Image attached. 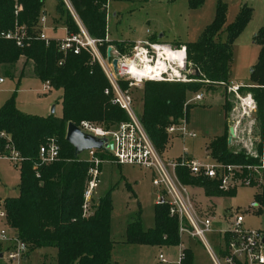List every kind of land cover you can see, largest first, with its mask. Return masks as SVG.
<instances>
[{"label": "trees", "instance_id": "16d2710c", "mask_svg": "<svg viewBox=\"0 0 264 264\" xmlns=\"http://www.w3.org/2000/svg\"><path fill=\"white\" fill-rule=\"evenodd\" d=\"M87 33L101 41L100 51L106 55L112 46L121 55H130L135 43L106 40L109 0H69ZM204 0H189L191 9H198ZM44 0H0V31L24 33L21 46L12 40L0 38V69H10L22 62L23 69L30 65L32 75L42 84L49 83L54 91H60L58 100L61 115L37 116L21 112L14 92L0 106V152L10 154L13 150L22 161L17 166L19 184L17 197L6 198L2 205L7 225L17 235L18 241L27 247V254L41 248L55 250V264H113L111 250L112 191L110 188L91 206V214H83V192L90 163L74 155L73 147L66 141L68 123L76 126L82 121L104 129H113L121 122H128L127 114L114 105L107 78L88 52L78 54L62 52L59 40L40 39V19ZM56 16L66 28L68 35L79 32L77 25L66 10L62 0H56ZM227 6L218 0L212 22L207 25L194 42L171 43L177 50L184 48L186 82L145 81L141 91L139 120L147 135L162 154L168 143L167 127L186 119L188 110L195 106L188 103L189 96L214 91L230 81L232 48L234 41L252 18L250 7H240L235 19L226 25ZM155 42V39L150 40ZM259 47L256 65L251 71L254 87L240 88L241 93L250 92L256 103L254 113L256 129L263 133L264 124V26L253 37ZM199 75L196 76L194 69ZM10 75V74H9ZM122 88L127 83L120 82ZM135 89V88H134ZM108 90V93H106ZM225 96V95H224ZM224 117L229 109L226 96L220 105ZM226 125V124H225ZM228 127L222 136L212 139L206 146L208 156L231 165H256L257 159L243 152H234L228 145ZM59 146V158L44 164L39 160V148L49 141ZM103 159L110 156L105 149L97 150ZM181 183L199 188L209 198L232 197L236 190L223 192L218 183L204 177H192L179 168L176 170ZM246 175L247 171H243ZM256 204L264 208V187L258 188ZM125 244L157 247H176L181 242L178 221L169 216L166 202H159L154 209V226L143 230L140 218L126 226ZM190 253L185 250L182 264H190Z\"/></svg>", "mask_w": 264, "mask_h": 264}, {"label": "rangeland", "instance_id": "374dc122", "mask_svg": "<svg viewBox=\"0 0 264 264\" xmlns=\"http://www.w3.org/2000/svg\"><path fill=\"white\" fill-rule=\"evenodd\" d=\"M217 1L204 0L200 8L191 9L189 0H111L107 9V36L116 42H136V40H147L150 36L158 38L160 35H163L161 42L168 44L194 42L203 29L212 22ZM221 1L227 6L226 25L235 19L241 6L246 5L252 10L251 20L233 43L230 80L235 85L254 87L251 71L257 63L259 47L253 42V37L258 29L264 26V0ZM55 7L56 0H44L43 13L47 15L49 21L52 18H57ZM59 33L62 32H57V36ZM155 59L156 54H153V61ZM169 66L175 69L173 64H168ZM21 67L22 62L11 69L10 66L0 69V77L4 80V83L0 84V106L16 92V103L21 112L47 116L54 108L53 114L60 116L61 105L58 98L61 92L46 91L43 84L33 77L31 66L26 65L23 69L25 76L20 77ZM173 69H167V74H171L173 79L176 75L181 79L186 74L192 73L191 70L186 69L180 75H175ZM118 82L119 84L120 82L127 83L124 78L120 77ZM231 83L220 85L214 91L200 92L189 96L187 101L196 105L188 110L185 122H187L188 131L193 132L196 137L181 139L176 134H167L168 143L163 153L160 154L156 150L163 160H178L184 154L183 149L187 148L189 157L203 161L206 157L205 154H208L206 146L212 139L224 134L226 125L228 127L230 122H255L256 109L250 117L236 118V114L232 113L236 97L229 90ZM142 87L143 84L134 87L135 89H130L133 99L132 107L137 115L142 108ZM238 93L240 96L250 95L254 100L250 92L241 93L238 91ZM197 94L202 95V100L192 101ZM224 95L229 104L225 117L220 106L224 102ZM80 156L82 159L88 158L86 153ZM101 160V174L93 203L110 188H114L110 222L111 239L114 242L111 250L113 264H162L158 259L160 252L163 253L168 264H177L178 246L157 247L119 243L124 240L126 226L133 222L137 216L140 218L143 230L152 228L155 206L161 200L163 202L166 200L163 191L152 185V171L140 166L118 165L109 156H105ZM18 184L19 170L14 162L8 158H0V212H5L2 202L6 198L18 196ZM259 192L256 187L242 186L236 189L232 197L209 198L204 195L201 189L188 186L190 200L198 214L212 217L213 228L205 237L213 250L217 249L216 231L224 227L220 220L236 209L244 216L245 229L259 231L264 236V208L260 204L253 206ZM160 197L163 198L160 199ZM1 230L5 231L10 240L11 229L5 218H0ZM196 240L190 239L185 242L190 249V264H212L206 248ZM7 242L9 243V241ZM42 252L49 251L34 250L26 263L22 262V264H39ZM5 263L10 264L6 255L0 259V264Z\"/></svg>", "mask_w": 264, "mask_h": 264}, {"label": "built area", "instance_id": "2783aa9c", "mask_svg": "<svg viewBox=\"0 0 264 264\" xmlns=\"http://www.w3.org/2000/svg\"><path fill=\"white\" fill-rule=\"evenodd\" d=\"M62 2L77 25L79 32L77 34H67L64 39L59 40L58 46L60 51L65 53L71 51L73 54H78L81 50L88 52L92 62L98 63L108 80L112 93L111 102L122 109L129 118L128 122H121L113 129H104L87 121L80 122L77 127L84 133L104 139L107 144L104 149L109 152L116 164L140 166L152 171V185L163 191L166 197L165 202L168 205L169 216L176 218L178 221V234L180 238L186 235L197 239L206 248L212 264H264V236L259 231L245 229L244 216L237 209L220 220V223L222 222L224 227L216 231L217 249L213 250L208 245L205 236L213 228L212 217L198 214L190 200L188 186L181 183L176 173L177 169L183 168L192 177H204L214 180L218 183V189L223 192L236 190L242 186L264 187V124L262 135L257 133L255 122H230L228 126V129H233V135L228 145L234 148L235 153L243 152L246 156L257 159L258 163L256 165L224 164L211 159L208 154H206L205 160L198 161L189 157L186 148L183 149L184 154L178 160H163L154 148L150 138L142 127L139 116L132 107L133 99L130 89L138 87L149 80L188 81L186 76L181 79L175 76V79H173L171 74H167V69L159 71L158 78L155 79L142 76V71L145 69L143 59H146L148 64L156 68L159 60L158 55L160 51H163V47L176 52L179 50L162 43L143 40L135 43L130 55H121L112 46H108L107 49L111 48L110 57L108 58L107 55L103 56L100 52L101 41L92 38L87 33L69 0H62ZM44 22L45 19L42 16L40 19L42 30L40 39L47 43L49 38L43 32ZM0 38L12 40L17 46H21L24 40V33L22 31H0ZM181 49L184 50V48ZM153 54H156L154 61ZM114 59L117 61L115 72L112 66ZM171 64L176 65L174 61ZM131 66L135 67V71L131 69ZM169 69L172 70L173 68L169 66ZM175 70L178 72V75L186 70L185 56L183 65H176ZM119 77L126 80V88L120 86L118 82ZM3 83L4 80L0 77V84ZM43 86L46 91L49 92L51 90L49 83H45ZM241 87V85L235 84H231L229 87L230 92L236 97V104L232 109V113L236 114V118L250 117L256 109V103L250 95H239L238 91ZM106 93H108V90H106ZM201 100L202 95L200 94H197L192 99L194 102ZM188 103L192 102L188 101ZM239 113L240 115H238ZM166 132L168 135L176 134L181 139H193L196 137L193 132L188 131L185 119L167 127ZM59 151L58 144L53 140L40 146L38 155L40 162L44 164L55 162L59 158ZM96 151L90 150L85 152L88 156L87 160L90 163L83 192L82 208L83 214L86 216L91 214V206L101 174L100 166L102 160L98 158ZM0 158L11 159L16 167L22 161L19 154L13 150L10 151L9 155L0 152ZM245 170L247 171L246 175L243 174ZM0 218H5V212H0ZM7 241L10 243L7 259L19 264L27 252L26 245L15 237L9 240L5 231L1 230L0 242ZM178 248L179 259L177 264H182L186 248L182 242L179 243ZM158 259L160 263L167 264V260L162 253L159 254Z\"/></svg>", "mask_w": 264, "mask_h": 264}, {"label": "crops", "instance_id": "0c3cea01", "mask_svg": "<svg viewBox=\"0 0 264 264\" xmlns=\"http://www.w3.org/2000/svg\"><path fill=\"white\" fill-rule=\"evenodd\" d=\"M111 1V0H110ZM109 1V2H110ZM43 17H44V19H45V22H44V29H43V32H44V34H45V36L47 37V38H49V39H55V40H62V39H64L66 36H67V33H66V28L62 25V22L61 21H59L58 20V18H52V20L51 21H49L48 20V18H47V15L44 13L43 14ZM107 17H108V14H107ZM57 32H62L61 34L59 33V35L57 36ZM162 37H163V35H160L158 38H155V37H153V36H150L149 37V39H147V40H152V39H155L156 41L155 42H158V43H162V44H164V45H168V46H170L171 45V43L170 44H168V43H164V42H161V40H162ZM106 40H108V41H113V40H110L109 39V37L108 36H106ZM137 41H143V40H136V42ZM129 42H133V43H136V42H134V41H129ZM27 66H30L29 64L27 65ZM23 74H24V70H23ZM25 76V74L23 75V77ZM231 81V80H230ZM231 83V82H230ZM232 84V83H231ZM49 92H51V91H49ZM221 105V104H220ZM187 149V148H186ZM206 155V154H205ZM205 159H206V157H205ZM11 231V235H12V237L11 238H13V237H15L16 236V234H15V232L11 229L10 230ZM190 239H193V240H196V239H194V238H191V237H189V236H186V235H184V236H182V243H183V245L185 246V248H186V251H187V253H190V249H189V247L185 244V242H187L188 240H190ZM197 241V240H196ZM199 242V241H198ZM120 244H123V242L122 241H120L119 242ZM200 243V242H199ZM5 249V250H2V249ZM9 248H10V244L7 242H5V243H1L0 242V255H1V257H0V259H2L3 257H4V255H6V257H7V251L9 250ZM37 250H46V251H49V252H47V253H44V252H42L43 254H42V259H41V261H40V263L39 264H55V257H56V253H55V250H53V249H51V248H41V249H37ZM160 253H162V252H160ZM159 253V254H160ZM31 254V252L30 253H26L25 255H24V257H23V259L21 260V262L19 263V264H22V262L23 263H26V261H27V259L29 258V255ZM163 254V253H162ZM159 256V255H158ZM8 260V259H7ZM9 261V260H8ZM9 263L10 264H14L15 262H11V261H9ZM6 264V263H5ZM16 264V263H15ZM168 264V263H167Z\"/></svg>", "mask_w": 264, "mask_h": 264}, {"label": "water", "instance_id": "95a60500", "mask_svg": "<svg viewBox=\"0 0 264 264\" xmlns=\"http://www.w3.org/2000/svg\"><path fill=\"white\" fill-rule=\"evenodd\" d=\"M110 52L111 48L109 47L106 54L108 58L110 57ZM112 66L115 72L117 66V61L115 59L112 61ZM194 72L196 76L199 75V71L197 68L194 69ZM53 109L54 108L51 109V114H53ZM228 132L229 136L227 138V143L229 144L233 135V129L229 128ZM65 139L73 147L75 156H80L81 154L90 150H101L107 146L104 139H99L90 134L84 133L72 123L67 124ZM161 202H163V200H161ZM15 238H17V235L15 236Z\"/></svg>", "mask_w": 264, "mask_h": 264}, {"label": "bare ground", "instance_id": "6f19581e", "mask_svg": "<svg viewBox=\"0 0 264 264\" xmlns=\"http://www.w3.org/2000/svg\"><path fill=\"white\" fill-rule=\"evenodd\" d=\"M184 54L185 51L183 49H180L179 51L176 52L167 47H163V51L159 53V60L157 62L156 68L153 65L148 64V61L146 59H143L145 69L142 71V76L151 79L158 78L157 76L159 75V71H164L165 69L169 68L168 62L170 64L173 63L174 61V63L177 64L178 66H182L184 63ZM131 69L135 71L134 66H131ZM173 72L175 74H178V72L175 69H173Z\"/></svg>", "mask_w": 264, "mask_h": 264}]
</instances>
